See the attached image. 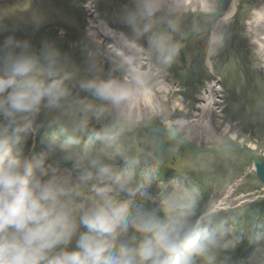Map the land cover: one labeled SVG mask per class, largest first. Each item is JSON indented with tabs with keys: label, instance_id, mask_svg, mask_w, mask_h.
Masks as SVG:
<instances>
[{
	"label": "clouds",
	"instance_id": "obj_1",
	"mask_svg": "<svg viewBox=\"0 0 264 264\" xmlns=\"http://www.w3.org/2000/svg\"><path fill=\"white\" fill-rule=\"evenodd\" d=\"M160 14L159 0H138L125 11L123 43L135 55L84 42L78 52L15 37L0 45V264L213 261L221 246L209 230L213 214L175 182L162 207L147 208L154 173L138 169L127 140L138 100L156 112L140 54L163 70L182 47ZM41 116L40 127L58 135L30 157L27 134ZM62 163L72 165L75 179Z\"/></svg>",
	"mask_w": 264,
	"mask_h": 264
},
{
	"label": "rangeland",
	"instance_id": "obj_2",
	"mask_svg": "<svg viewBox=\"0 0 264 264\" xmlns=\"http://www.w3.org/2000/svg\"><path fill=\"white\" fill-rule=\"evenodd\" d=\"M109 2L0 0V45L8 37H15L36 47L48 41L66 51L78 52L84 42L110 54L121 53V47L109 45L123 42L125 33L111 28L98 11L111 16L119 27H125V11L138 0H116L108 7ZM159 3L158 19L169 21L176 15L177 25H173L175 31L171 35L182 45L180 54L163 70L146 51L140 55L143 68L154 74L155 80L172 88L175 95L167 98L169 113L165 118L133 109L139 118L130 131L146 134L151 129H173L177 137L172 142L161 137L175 151L169 153L153 140L127 136L138 169L154 173L147 188L152 199L145 206L162 207L165 196L174 190L172 182L194 190L198 208L206 205V212L213 214L209 228L225 222L212 233L221 246L213 250L211 264H264V215L246 216L251 204L264 201V187L250 159L235 149L218 154L192 150H216L236 144L264 159V48L258 42L264 35L255 31V19L264 8V0H199L198 4L187 0L182 10L170 0ZM226 9L227 14L210 31L206 47L208 25L200 23L202 16L219 15ZM105 28L114 31L115 37L105 35ZM141 100L136 102V108ZM44 123L41 116L36 121L37 130L27 134L26 154L30 157L46 152V141L56 136L55 128L40 127ZM142 143L150 145L151 151L145 152ZM183 143L188 146L181 147ZM60 167L64 175L77 177L70 163ZM197 264L205 261L198 260Z\"/></svg>",
	"mask_w": 264,
	"mask_h": 264
},
{
	"label": "bare ground",
	"instance_id": "obj_3",
	"mask_svg": "<svg viewBox=\"0 0 264 264\" xmlns=\"http://www.w3.org/2000/svg\"><path fill=\"white\" fill-rule=\"evenodd\" d=\"M173 4L177 5L179 7V9H183L186 6V2L187 0H170ZM189 1V0H188ZM193 4H198L199 0H191ZM106 29V28H105ZM255 31L260 35L262 34V36L264 35V8L261 10V12L257 15L256 19H255ZM105 35L107 36H114L113 33L114 31L110 30L109 28L106 29V32H103ZM109 36V37H110ZM115 37V36H114ZM259 44L264 48V38H260L258 40ZM115 45L117 47H121L122 54H126V53H130L132 55H135L134 52H132L131 49H126L124 47V43L123 42H118L116 41V43L114 42L113 44H110L109 46L114 48ZM124 51V52H123ZM142 67H144V64L142 63ZM145 68V67H144ZM147 75L149 78V83H150V87H151V101L154 105H156V112L153 113L151 112L147 105L145 104L144 100H141L138 103V108L134 107V112H137L136 110H138L140 113L143 112L144 114L149 113L152 114L153 116H155L156 118H165L166 115L169 113L167 110V98H171V96L175 95V92L173 91L172 88H169L168 85H165L161 82H159L157 79H154V74L151 75L148 71ZM173 108H175V105L173 106ZM146 118V117H145ZM187 126V125H186ZM192 124H188V127H191ZM196 131V130H195ZM211 233H214L216 231L219 230V223L214 224L213 226H211V228H209Z\"/></svg>",
	"mask_w": 264,
	"mask_h": 264
},
{
	"label": "trees",
	"instance_id": "obj_4",
	"mask_svg": "<svg viewBox=\"0 0 264 264\" xmlns=\"http://www.w3.org/2000/svg\"><path fill=\"white\" fill-rule=\"evenodd\" d=\"M109 4H108V7H110L111 5V2H114L116 0H109ZM227 10V9H226ZM226 10H223L219 15H215V16H208L206 15L205 17L202 16V21L200 23H205L206 25H208V31H207V34H206V37H205V40H204V45L207 47V42H208V39H209V34H210V31L212 29V27L214 26V24L217 22V20L219 18H221ZM100 15H101V18L104 19L112 28L116 29V30H119V31H122L124 32L125 34L129 32V29L125 28V27H119V25L115 24L112 20V17L111 16H108L107 14H105L103 11H99ZM176 17V15H175ZM175 17H172L170 19H168L172 25L176 24V20ZM177 25V24H176ZM143 46L146 47V42L143 41ZM241 68H242V65H241ZM180 81L182 82L181 84L184 85V88L186 87L185 83H184V80L182 78H180ZM234 120H239V119H233L232 121ZM234 122H237V121H234ZM233 122V123H234ZM249 215H252L254 214V216L256 214H261V215H264V201L261 202V203H255L250 211L248 212Z\"/></svg>",
	"mask_w": 264,
	"mask_h": 264
},
{
	"label": "water",
	"instance_id": "obj_5",
	"mask_svg": "<svg viewBox=\"0 0 264 264\" xmlns=\"http://www.w3.org/2000/svg\"><path fill=\"white\" fill-rule=\"evenodd\" d=\"M150 132H153V133H158V134H161V135H165V136H169L171 139H174V131H168V130H157V129H154V130H151ZM135 136L137 137H140L141 135L139 134H135ZM233 147L237 148L239 151L243 152L245 155H247L248 157H250L254 167H255V170H256V176L257 178L260 180V182L262 183V185L264 186V160L263 159H259L258 157H256L252 151L250 150H247V149H244L238 145H232ZM144 149L149 151L150 148L149 146L147 145H144ZM225 150V149H223Z\"/></svg>",
	"mask_w": 264,
	"mask_h": 264
},
{
	"label": "flooded vegetation",
	"instance_id": "obj_6",
	"mask_svg": "<svg viewBox=\"0 0 264 264\" xmlns=\"http://www.w3.org/2000/svg\"><path fill=\"white\" fill-rule=\"evenodd\" d=\"M151 140H153V141H155V142H156V140H155V139H151Z\"/></svg>",
	"mask_w": 264,
	"mask_h": 264
}]
</instances>
